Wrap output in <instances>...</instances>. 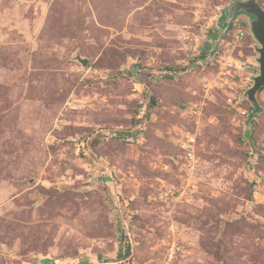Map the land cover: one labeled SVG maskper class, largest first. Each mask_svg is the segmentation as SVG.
<instances>
[{
	"label": "rangeland",
	"instance_id": "obj_1",
	"mask_svg": "<svg viewBox=\"0 0 264 264\" xmlns=\"http://www.w3.org/2000/svg\"><path fill=\"white\" fill-rule=\"evenodd\" d=\"M237 1L0 0V264H264Z\"/></svg>",
	"mask_w": 264,
	"mask_h": 264
},
{
	"label": "water",
	"instance_id": "obj_2",
	"mask_svg": "<svg viewBox=\"0 0 264 264\" xmlns=\"http://www.w3.org/2000/svg\"><path fill=\"white\" fill-rule=\"evenodd\" d=\"M246 12V15L250 18V29L255 39L260 44L257 47L259 52L258 62L260 73L254 78V85L251 87L247 94L251 103L255 106V109L251 113V117L259 113L261 110L258 100L257 92L264 87V8L258 2V0H240L231 5L225 12L226 27L229 29L237 19L238 15ZM227 28L223 31L225 34ZM84 64L87 62L86 59H81Z\"/></svg>",
	"mask_w": 264,
	"mask_h": 264
},
{
	"label": "trees",
	"instance_id": "obj_3",
	"mask_svg": "<svg viewBox=\"0 0 264 264\" xmlns=\"http://www.w3.org/2000/svg\"><path fill=\"white\" fill-rule=\"evenodd\" d=\"M129 253L130 252V249H129V246H128V249H127V251H126V253ZM120 256H122V253H120Z\"/></svg>",
	"mask_w": 264,
	"mask_h": 264
},
{
	"label": "built area",
	"instance_id": "obj_4",
	"mask_svg": "<svg viewBox=\"0 0 264 264\" xmlns=\"http://www.w3.org/2000/svg\"><path fill=\"white\" fill-rule=\"evenodd\" d=\"M240 33H241V31H240Z\"/></svg>",
	"mask_w": 264,
	"mask_h": 264
}]
</instances>
